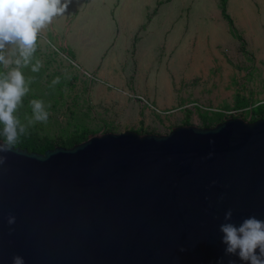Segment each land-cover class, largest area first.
I'll list each match as a JSON object with an SVG mask.
<instances>
[{"label": "water", "instance_id": "water-1", "mask_svg": "<svg viewBox=\"0 0 264 264\" xmlns=\"http://www.w3.org/2000/svg\"><path fill=\"white\" fill-rule=\"evenodd\" d=\"M0 155V264H246L220 225L264 221V119Z\"/></svg>", "mask_w": 264, "mask_h": 264}, {"label": "rangeland", "instance_id": "rangeland-1", "mask_svg": "<svg viewBox=\"0 0 264 264\" xmlns=\"http://www.w3.org/2000/svg\"><path fill=\"white\" fill-rule=\"evenodd\" d=\"M229 1L241 15L239 29L234 27L237 35L229 27L230 34L224 35L117 40L94 70L81 67L60 44L40 35L33 63L39 59L43 66L38 73L22 69L32 83L18 116L27 124L29 101L39 99L49 118L29 126L21 138L71 148L73 141L105 133L167 135L180 126L213 128L231 118L251 122L254 111L264 106V35L253 30L239 0ZM191 2L196 10L214 6L216 0ZM57 77L59 83L53 85ZM238 110L242 112L228 115Z\"/></svg>", "mask_w": 264, "mask_h": 264}, {"label": "crops", "instance_id": "crops-1", "mask_svg": "<svg viewBox=\"0 0 264 264\" xmlns=\"http://www.w3.org/2000/svg\"><path fill=\"white\" fill-rule=\"evenodd\" d=\"M242 14L251 17L253 30L264 35V0H239ZM227 13L234 27L240 12ZM65 16L55 20L41 35L57 42L81 67L94 70L110 44L139 35H224L219 0L214 6L192 10L191 0H72ZM241 16V15H240ZM259 20H255L256 17ZM243 31V30H242ZM118 44V43H116Z\"/></svg>", "mask_w": 264, "mask_h": 264}, {"label": "clouds", "instance_id": "clouds-1", "mask_svg": "<svg viewBox=\"0 0 264 264\" xmlns=\"http://www.w3.org/2000/svg\"><path fill=\"white\" fill-rule=\"evenodd\" d=\"M72 0H0V153L15 149L21 136L27 134L28 127L49 118L43 100L29 101L32 116L27 124L18 116L24 97L30 91L31 78H26L22 69L29 68L38 73L42 62L34 60L39 36L57 19L64 17ZM14 65V67H13ZM59 83V77L53 80ZM7 156L0 155V165L6 163ZM233 212L225 214V223L220 225L222 244L226 256H237L246 264H264V221L250 216L237 226L231 223ZM16 217L9 215L8 224L14 225ZM258 250V251H257ZM183 251V249H181ZM13 264H25L23 257L14 256ZM220 264H223L221 261ZM234 264V261H229Z\"/></svg>", "mask_w": 264, "mask_h": 264}, {"label": "trees", "instance_id": "trees-1", "mask_svg": "<svg viewBox=\"0 0 264 264\" xmlns=\"http://www.w3.org/2000/svg\"><path fill=\"white\" fill-rule=\"evenodd\" d=\"M219 6H220L222 17L227 21V23L230 27L231 33L233 35H237L235 28H234V24H233L230 16L227 13V1L226 0H219ZM254 114L256 115V118L253 119L251 122H254V121L259 120V119H264V106L258 107L254 111ZM3 139H4V137L0 136V140L3 141ZM84 140H85V138L79 142L73 141L70 144V147H72L76 144H79L81 142H84ZM56 147H59V146H56L55 144L49 143V142L45 143L42 146L41 145H35V144H32V143L28 142L27 140H25L21 137H20L18 143L15 145V148L25 149L31 153H37V154H43L45 151L54 149Z\"/></svg>", "mask_w": 264, "mask_h": 264}, {"label": "built area", "instance_id": "built-area-1", "mask_svg": "<svg viewBox=\"0 0 264 264\" xmlns=\"http://www.w3.org/2000/svg\"><path fill=\"white\" fill-rule=\"evenodd\" d=\"M240 112H242V111L241 110H238V111H234V112H229L228 115H230V117H232L233 114H237V113H240Z\"/></svg>", "mask_w": 264, "mask_h": 264}]
</instances>
